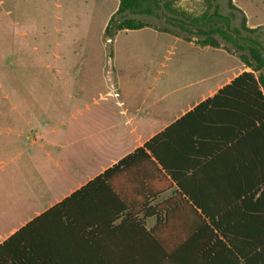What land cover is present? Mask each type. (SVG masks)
Returning a JSON list of instances; mask_svg holds the SVG:
<instances>
[{"label": "trees", "instance_id": "1", "mask_svg": "<svg viewBox=\"0 0 264 264\" xmlns=\"http://www.w3.org/2000/svg\"><path fill=\"white\" fill-rule=\"evenodd\" d=\"M156 8L158 0H119L105 36L150 27L128 15L151 16ZM164 8L178 15L170 2ZM229 8L237 10L231 1ZM235 18L214 13L169 21L189 33L197 31L202 47L221 48L220 36L251 71L1 244L0 264H41L38 257L37 262L26 258L32 247L25 234L56 211L66 229L70 201L101 214L81 225L83 232L135 234L134 240L118 242L116 256L102 255L107 264L143 259L148 264H264V34L248 28L244 15L239 27L231 28ZM169 191L168 199L151 205ZM150 217L157 221L147 230Z\"/></svg>", "mask_w": 264, "mask_h": 264}, {"label": "crops", "instance_id": "2", "mask_svg": "<svg viewBox=\"0 0 264 264\" xmlns=\"http://www.w3.org/2000/svg\"><path fill=\"white\" fill-rule=\"evenodd\" d=\"M230 1L237 10L229 8ZM181 5L186 8L184 0ZM118 8L119 0L105 20L104 32ZM209 9L204 14L244 15L248 28L262 31L264 27V0H228L227 14L217 3ZM217 25L227 29L224 23ZM149 30L159 36L168 33L152 27L120 31L107 39L112 55L66 57V72H30L21 76L27 81L21 86L0 87V245L143 148L238 75L251 71L224 45L202 47L188 41L195 49L220 54L222 61L226 54L227 64L215 68L213 60L205 78L181 86L176 76L165 74L164 63L162 70L160 66L153 71L150 57L115 55L114 44L121 34ZM170 37L176 45L187 41ZM231 58L236 62L233 70ZM171 194L165 192L151 205ZM84 206L80 201L66 203V229L60 211L43 217L25 234L32 247L26 258L37 262L38 257L41 264H107L103 254L116 256L120 240H134L132 231L83 232L81 225L101 215L87 212ZM156 221L146 218V229ZM141 252L145 255L144 249ZM128 264L148 263L143 259Z\"/></svg>", "mask_w": 264, "mask_h": 264}, {"label": "rangeland", "instance_id": "3", "mask_svg": "<svg viewBox=\"0 0 264 264\" xmlns=\"http://www.w3.org/2000/svg\"><path fill=\"white\" fill-rule=\"evenodd\" d=\"M158 1L160 8L155 9V15L129 14L128 18L140 20L160 32L169 31L168 35L159 36L150 30L142 33L135 31L127 35L123 33L114 44L115 55L150 57L153 71H159L160 66L162 70L164 63L165 74L169 77L176 76L177 85L181 86L205 78L213 60L215 68L222 67L223 63L227 64L226 54L222 61V58L219 59L220 54L190 46L188 41L199 45L203 37L197 35V31L189 33L174 27L169 19H180L181 16L198 18L209 12L214 3L219 4L221 12L227 14L228 0H184L188 10L181 5L183 0ZM116 2L117 0H0V87L10 89L16 83L21 86L27 82L21 76L30 72H66V57L112 55V46L104 34V23L108 14L114 10ZM167 2L172 4L178 15L168 13L164 8ZM237 15L232 21V27L240 24L241 16ZM261 33L264 34V27ZM169 35L187 41L176 45ZM114 38L115 36L111 39ZM216 38L225 49L238 56L233 45L224 42L220 36ZM262 39L264 40V35ZM47 62L49 65H46ZM229 62L233 70L236 67L235 59L231 58Z\"/></svg>", "mask_w": 264, "mask_h": 264}]
</instances>
